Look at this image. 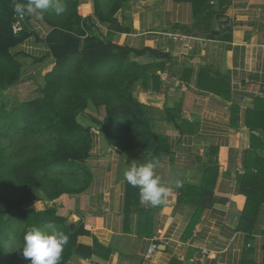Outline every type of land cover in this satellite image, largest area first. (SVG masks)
<instances>
[{
	"label": "crops",
	"instance_id": "1",
	"mask_svg": "<svg viewBox=\"0 0 264 264\" xmlns=\"http://www.w3.org/2000/svg\"><path fill=\"white\" fill-rule=\"evenodd\" d=\"M126 26L111 41L130 47L132 97L154 109L166 149L110 145L92 125L88 187L31 206L86 231L66 264H264V0H135ZM153 159L171 188L157 206L124 177ZM244 181L260 200L254 220L242 219Z\"/></svg>",
	"mask_w": 264,
	"mask_h": 264
},
{
	"label": "trees",
	"instance_id": "2",
	"mask_svg": "<svg viewBox=\"0 0 264 264\" xmlns=\"http://www.w3.org/2000/svg\"><path fill=\"white\" fill-rule=\"evenodd\" d=\"M67 1L71 14L77 10L78 0ZM96 11L100 15L98 3ZM16 19L13 0H0V89L19 81L21 65L11 52L17 44L13 32ZM100 19L112 33L130 30L116 17ZM63 27L69 32L67 26ZM63 34L56 42L62 41ZM75 34L86 36L81 50L54 61L38 97L10 109L0 106V195L6 196V208L0 210V264H16L18 255L29 264L21 249L24 234L32 226L48 232L47 225L52 224L69 236L60 264H66L79 247L77 237L86 233L84 229L71 226L57 214L55 206H31L41 198L54 200L88 187L91 173L84 161L92 145L91 129L78 120L79 113L90 106H104L105 117L101 121L91 119L100 125L110 145H155V151L166 149L163 139L151 132L147 117L154 109L136 103L132 97L135 73L130 47L102 40L90 29L87 35L80 30ZM123 78H130L128 93L119 89ZM23 149L30 150V154L18 162V153ZM242 186L247 194L242 219L254 220L251 210L259 207L260 200L250 183L244 181Z\"/></svg>",
	"mask_w": 264,
	"mask_h": 264
},
{
	"label": "rangeland",
	"instance_id": "3",
	"mask_svg": "<svg viewBox=\"0 0 264 264\" xmlns=\"http://www.w3.org/2000/svg\"><path fill=\"white\" fill-rule=\"evenodd\" d=\"M65 2L67 11L59 16L52 9L44 12L42 19L31 15L29 19L26 16H17L18 33L14 32L17 44L13 48L22 42H30V44H27L30 48H28V52H12L15 59L20 62L21 68L19 81L15 85L0 89V106L3 105L5 109H10L15 104L34 99L41 94L40 91L45 84L44 76L55 61L49 50L48 44L50 42L60 40L63 33L76 35L75 32L78 30L87 35L89 29L102 40H111L113 39L111 35L114 33L108 31L104 24H101L100 18L110 19V17H116L120 20L124 15L125 23L123 24L126 25L135 0H78L77 10L71 14L68 1L65 0ZM96 3L99 4L100 15L96 11ZM105 25H108V23H105ZM63 26H67L69 32H66ZM80 37L83 45L86 36ZM122 82L124 84L119 88L120 91L128 93L130 78H123ZM88 117L90 116L85 111L78 114V120L85 127L89 126L90 129L92 125L100 127L99 124H96ZM100 132L103 135L102 130ZM29 154L30 150L28 149L19 151L17 161H21ZM33 196L37 198L35 192H33ZM5 200L6 196L2 197L0 195V210L6 208ZM15 262L16 264H25L23 258L19 255L16 257Z\"/></svg>",
	"mask_w": 264,
	"mask_h": 264
},
{
	"label": "clouds",
	"instance_id": "4",
	"mask_svg": "<svg viewBox=\"0 0 264 264\" xmlns=\"http://www.w3.org/2000/svg\"><path fill=\"white\" fill-rule=\"evenodd\" d=\"M49 9L59 16L67 11V4L65 0H26V2L13 0V11L19 17L31 15L42 19L44 12ZM159 166L158 159L145 163H132L124 174L128 184L139 188L142 203L157 206L171 191L156 172ZM175 186L181 187V181L177 180ZM47 228L50 231H41L34 226L26 230L21 251L29 264H60L64 248L69 243V236L56 230L52 224L47 225Z\"/></svg>",
	"mask_w": 264,
	"mask_h": 264
},
{
	"label": "water",
	"instance_id": "5",
	"mask_svg": "<svg viewBox=\"0 0 264 264\" xmlns=\"http://www.w3.org/2000/svg\"><path fill=\"white\" fill-rule=\"evenodd\" d=\"M48 46L52 57L62 60L80 51L83 45L81 37L64 33L61 42H50Z\"/></svg>",
	"mask_w": 264,
	"mask_h": 264
},
{
	"label": "built area",
	"instance_id": "6",
	"mask_svg": "<svg viewBox=\"0 0 264 264\" xmlns=\"http://www.w3.org/2000/svg\"><path fill=\"white\" fill-rule=\"evenodd\" d=\"M17 27H18V24H17V22H15L13 24V32H15V33L17 32ZM263 89H264V87H263ZM159 240H161L160 237L154 239V241L152 242V244L150 245V247H149V249L147 251V255L148 256L156 250V248H157V241H159Z\"/></svg>",
	"mask_w": 264,
	"mask_h": 264
}]
</instances>
